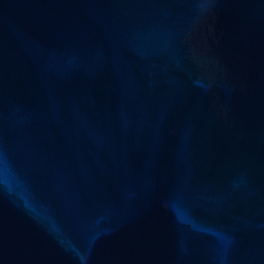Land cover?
<instances>
[{"label":"water","instance_id":"95a60500","mask_svg":"<svg viewBox=\"0 0 264 264\" xmlns=\"http://www.w3.org/2000/svg\"><path fill=\"white\" fill-rule=\"evenodd\" d=\"M0 264H264V0H0Z\"/></svg>","mask_w":264,"mask_h":264}]
</instances>
